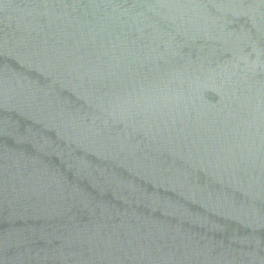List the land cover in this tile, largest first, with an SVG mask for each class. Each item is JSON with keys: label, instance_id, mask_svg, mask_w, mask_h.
Segmentation results:
<instances>
[{"label": "water", "instance_id": "95a60500", "mask_svg": "<svg viewBox=\"0 0 264 264\" xmlns=\"http://www.w3.org/2000/svg\"><path fill=\"white\" fill-rule=\"evenodd\" d=\"M0 264H264V0H0Z\"/></svg>", "mask_w": 264, "mask_h": 264}]
</instances>
